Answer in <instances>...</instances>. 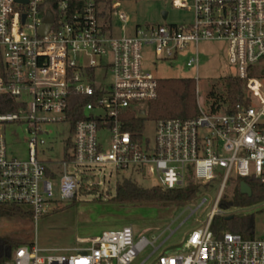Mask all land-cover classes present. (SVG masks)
Here are the masks:
<instances>
[{
	"label": "built area",
	"instance_id": "1",
	"mask_svg": "<svg viewBox=\"0 0 264 264\" xmlns=\"http://www.w3.org/2000/svg\"><path fill=\"white\" fill-rule=\"evenodd\" d=\"M101 3L0 0V95L18 103L15 111L0 114V125L25 127L28 145L27 158L9 155L0 133V205L28 207L37 221L56 201L54 165L61 168L59 200L66 201L88 181L80 168L108 164L122 172L155 174L164 189L181 187L191 177L201 185L221 178L216 203L178 246L162 249L125 226L79 239L81 247L74 250L24 245L6 264H134L147 251L141 264H264V232L248 239L231 232L216 238L211 230L214 216L227 214L218 205L229 182L235 187L253 176L264 183V100L257 98H264V82L249 75L264 64V0H193L192 23L137 26L120 37L112 35L111 24L101 23ZM175 7L187 3L177 1ZM118 18L127 21L123 13ZM203 41L227 43L228 61L258 105H238L230 114L205 112L197 92V118L156 121L152 141L145 126L132 135L126 117L129 112L139 117L142 110L148 116L146 107L157 98L161 80L144 68V49L151 46L158 59L175 62L195 46L185 62L194 68ZM61 124L70 135L65 148L71 140L72 150L58 162L42 158L52 137L48 127ZM105 131L109 152L100 138Z\"/></svg>",
	"mask_w": 264,
	"mask_h": 264
},
{
	"label": "rangeland",
	"instance_id": "2",
	"mask_svg": "<svg viewBox=\"0 0 264 264\" xmlns=\"http://www.w3.org/2000/svg\"><path fill=\"white\" fill-rule=\"evenodd\" d=\"M177 1L182 0H102L100 9L104 15L101 17V23L111 24L112 35L115 37L131 35L133 29L138 25L170 26L192 23L194 20L193 0H183L187 3V8L184 9L175 7ZM117 4L119 6H115ZM164 12L168 13L166 19L163 18ZM120 13L127 16L126 22L119 20L118 14ZM194 47L191 46L178 61L170 62L158 59L153 47L149 46L143 51L144 68L161 79H194L198 101L203 110L208 112L213 104L208 98L213 86L221 78L236 76L238 71L228 61V46L225 41L201 42L198 46V66L187 68L185 62ZM258 79L264 82L263 78ZM246 95L251 100V105H258V101L252 98V94L247 88ZM257 98L264 100L259 95ZM155 122L147 120L145 123L144 135L151 141L155 135ZM48 129L52 133V137L49 139L48 147L44 149L45 154L42 155V158L56 162L61 161L66 150L64 142L70 136L67 125L50 126ZM0 133L4 134L6 138L9 155L21 159L28 157L25 127L9 123L2 124ZM100 138L105 152H109L111 149L109 132L101 133ZM53 170L57 172V178L54 181L56 201L51 203L48 214L41 216L34 223L28 221L2 223L0 225V246L6 242L7 238L20 237L36 243L41 250H74L81 247L79 239L94 238L103 231L118 230L125 226L132 227L137 237L145 236L150 241H154L157 246L163 244L162 249L178 246L194 228L206 221L208 213L216 203L222 183L221 178L211 181L203 189L200 198L185 208L155 209L107 203L114 194L118 181L131 178L143 187L150 188L158 185L155 174L140 175L122 172L110 164L80 168L87 175L88 181H84L85 183L79 188L75 199L60 201L61 168L54 165ZM72 170L77 169L73 168ZM87 182L90 185L86 184ZM235 187L232 181L229 182L222 197L232 199ZM204 199H207L205 203H203ZM202 203L203 205H201ZM197 208H199L198 211L193 213ZM218 210L220 209L218 208ZM229 211L237 218L253 215L255 217L254 235L260 236L264 232V202L247 207H236ZM219 215L224 214L219 213ZM149 252L139 256L134 264H141Z\"/></svg>",
	"mask_w": 264,
	"mask_h": 264
},
{
	"label": "trees",
	"instance_id": "3",
	"mask_svg": "<svg viewBox=\"0 0 264 264\" xmlns=\"http://www.w3.org/2000/svg\"><path fill=\"white\" fill-rule=\"evenodd\" d=\"M249 75L264 79V64L251 68ZM208 98L213 103L210 107L213 112L221 111L230 114L236 110L238 105H251V100L246 95L245 81L236 76L221 78L209 92ZM17 107L18 103L14 99L9 96L0 95V114L13 112ZM147 108V119H140L134 112H129V115L126 117V129L132 135L137 136L142 133L147 120H189L197 118L199 116V109L197 105L196 81L187 78L161 79L159 81L158 96L148 104ZM74 121L75 117L71 118L72 124ZM67 144L66 150L70 152L73 143L69 140ZM242 182H245L250 187L251 196L241 193L240 185ZM207 186L196 183L191 177L183 186L175 189H164L158 185L146 188L131 178H124L122 181L116 183L114 194L107 203L119 206L151 207L155 209L170 207L180 209L195 203L202 195L203 189ZM262 202H264V183L253 176L239 179L233 198L227 199L222 197L219 202L218 208L227 214L214 216L211 224L214 236L219 238L225 232H231L240 234L247 239L253 238L255 217L250 215L237 218L229 210ZM229 214L231 215L229 216ZM13 221L34 223V218L28 207L0 205V225L4 222ZM32 244L31 241L20 237L7 238L6 242L0 246V264L9 262L12 259L13 251L17 248Z\"/></svg>",
	"mask_w": 264,
	"mask_h": 264
},
{
	"label": "water",
	"instance_id": "4",
	"mask_svg": "<svg viewBox=\"0 0 264 264\" xmlns=\"http://www.w3.org/2000/svg\"><path fill=\"white\" fill-rule=\"evenodd\" d=\"M16 1L19 2V3H23V4H26L28 2V0H16ZM167 16H168V13L167 12H164L163 13V18L166 19ZM52 21H53L52 16L51 15H48L47 22H52ZM48 29H49V26L43 27L41 33L42 34H45L48 31ZM147 117L148 116L146 114V110H142L140 112L139 118L140 119H147ZM240 187H241V193L242 194L251 196V194H252L251 189H250V187L245 182H242L241 185H240ZM230 218H232V217H230Z\"/></svg>",
	"mask_w": 264,
	"mask_h": 264
},
{
	"label": "crops",
	"instance_id": "5",
	"mask_svg": "<svg viewBox=\"0 0 264 264\" xmlns=\"http://www.w3.org/2000/svg\"><path fill=\"white\" fill-rule=\"evenodd\" d=\"M138 26H139V25H138ZM136 27H137V26H136ZM132 33H134V29H133Z\"/></svg>",
	"mask_w": 264,
	"mask_h": 264
}]
</instances>
